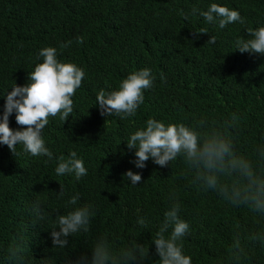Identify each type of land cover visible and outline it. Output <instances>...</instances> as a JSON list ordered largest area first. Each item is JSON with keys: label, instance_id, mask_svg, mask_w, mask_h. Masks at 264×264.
I'll return each instance as SVG.
<instances>
[{"label": "trees", "instance_id": "16d2710c", "mask_svg": "<svg viewBox=\"0 0 264 264\" xmlns=\"http://www.w3.org/2000/svg\"><path fill=\"white\" fill-rule=\"evenodd\" d=\"M210 2L0 0V92L27 82L36 55L45 46L57 47L58 59L82 67L85 77L73 97V113L64 122L59 115L49 117L43 136L54 157L75 150L88 169L79 181L58 177L55 159L46 163V157H32L20 146L13 155L0 145V245L21 232L30 238L36 259L53 254L50 230L32 225L26 205L37 194L55 201L52 192L61 190L60 183L69 193L78 192L82 203L94 206L88 239L106 235L114 244L131 239L145 246L149 242L151 259L133 264H155L159 258L150 241L173 191L179 194L181 216L190 225L184 246L193 264H222L236 230H254L245 210L230 207L193 184L180 160L161 167L150 158L137 169L132 163L134 150L122 140L150 117L185 123L207 117L218 123L235 115L240 152L251 154L264 143V55L234 48L235 38L246 35L245 26L219 29L202 17H185L193 6L206 8ZM215 2L240 11L248 28L264 22V0ZM202 28L208 32H199ZM212 35L215 44L207 42ZM145 67L155 79L136 115L125 120L102 115L96 93L116 88L130 72ZM4 102L0 97V114ZM9 126L25 127L17 124L15 112L9 116ZM128 170L141 174L137 186L124 176ZM138 211L147 215V229L137 225ZM73 243L72 257L87 249L84 237ZM246 264H264V248L251 245Z\"/></svg>", "mask_w": 264, "mask_h": 264}, {"label": "clouds", "instance_id": "9594fccd", "mask_svg": "<svg viewBox=\"0 0 264 264\" xmlns=\"http://www.w3.org/2000/svg\"><path fill=\"white\" fill-rule=\"evenodd\" d=\"M189 15L202 17L207 24L219 29L232 24L245 26L246 35L235 38L234 48L264 55V22L258 21L254 28H248L240 11L215 0L206 8L193 6L185 17ZM199 32L208 31L202 28ZM76 42L81 41L78 38ZM207 42L215 44L216 37L212 35ZM70 43H61L59 47L67 48ZM84 77L82 67L58 59L57 47H42L27 82L14 83L10 91L0 92V97L5 99L0 114V145H6L13 155L20 146L23 153L32 157H46V163L55 159L54 171L58 177H73L79 181L86 176L88 169L77 151L70 150L66 157H54L43 136L49 117L59 115L64 122L73 113V97ZM154 79L147 67L132 71L116 88L99 90L95 103L105 117L115 116L120 120L134 117L144 103L145 90L153 85ZM13 112L17 124L25 127L13 129L9 126V116ZM238 127L235 115L218 123L210 122L207 117H200L194 123L166 122L150 117L122 139L128 149L134 150L132 163L137 169L144 168L150 158L161 167L180 160L192 183L201 191L216 194L228 206L243 209L252 217L254 230L248 233L236 230L222 264H246L251 245L264 248V143L255 146L251 154L240 152L235 135ZM124 176L133 187L141 182L139 172L128 170ZM60 185L59 192L51 191L55 201H47L37 194L26 205L32 225L50 230L53 254L36 259L30 238L17 232L13 239L0 245V264H133L151 259L149 242L145 246L138 239H131L114 244L106 235L88 239L94 206L90 202L82 203L78 192L69 193L63 184ZM181 210L179 194L170 192L167 208L150 241L159 257L155 264H193L184 246L190 225L182 218ZM136 223L141 229H147L150 222L147 215L138 211ZM78 237L85 238L87 249L72 257L73 241Z\"/></svg>", "mask_w": 264, "mask_h": 264}]
</instances>
